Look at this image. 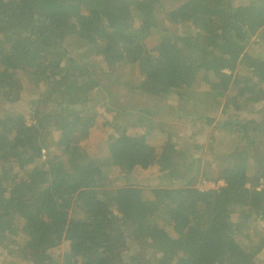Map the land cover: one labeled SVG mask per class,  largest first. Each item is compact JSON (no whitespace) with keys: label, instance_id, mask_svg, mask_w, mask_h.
I'll use <instances>...</instances> for the list:
<instances>
[{"label":"trees","instance_id":"1","mask_svg":"<svg viewBox=\"0 0 264 264\" xmlns=\"http://www.w3.org/2000/svg\"><path fill=\"white\" fill-rule=\"evenodd\" d=\"M167 1L0 0V264H264V0Z\"/></svg>","mask_w":264,"mask_h":264},{"label":"rangeland","instance_id":"2","mask_svg":"<svg viewBox=\"0 0 264 264\" xmlns=\"http://www.w3.org/2000/svg\"><path fill=\"white\" fill-rule=\"evenodd\" d=\"M150 1H155L158 4L156 6L155 2H150ZM130 4H134V6H138L140 5V8L137 9V18H139L141 21L146 22V18L144 16H147V12L150 11V9H148V6H150L152 8V11L156 16L158 15H166V13H168L167 7L168 4H176L175 2H170L168 3L167 0H145V2H130ZM153 4V5H152ZM150 25V23H149ZM153 26V29H155V26ZM157 28V27H156ZM157 30H159V28H157ZM200 46H204V41H202V43L200 44ZM246 52L248 54H251L252 56L256 57V58H262L264 59V45L262 43H260V41L258 42H250L246 48ZM149 59L150 56H148ZM143 90V94L142 95H135V92H130L127 89H125L124 87L120 86L119 84H114L112 82H108V85L105 89V91H103L102 89H95L92 90V93L89 94V100L92 101V104H94L95 100H98L99 103H101L102 108H104L105 110L110 109L111 107H113L114 105H118L117 109L118 111H123L126 109H130L131 114H133V116H128L127 118H129L132 121H138V117L140 116H144L147 112H149L148 108L150 106V101L152 100L151 94L154 91L160 92V93H169L170 96L173 95L172 91L169 89H166L165 87L156 85V84H146L142 87ZM104 92L108 94V99L103 103V97H104ZM111 101V102H110ZM24 106H19L17 105L14 106H10V104L8 102L5 101L4 98H1L0 95V110H2L3 108L5 109L6 113H14V112H20L21 110H23L27 104V101H24ZM154 103V102H153ZM130 107V108H129ZM94 106H92L91 109L94 110ZM139 109H141V114L139 112ZM125 111L124 113H122L123 115L121 116V118L125 117ZM221 113V112H220ZM221 116V115H220ZM219 116V118H220ZM27 121L30 123H32V120L29 119V117H27ZM164 129L170 130L171 132H174V130L172 129V125L170 123H165ZM205 128H201L200 130L203 132ZM208 131H204V133H207ZM176 138L178 139V136L176 134ZM181 142H179V144H181ZM41 150V157H44L46 160L55 163L52 156L53 153L50 152L49 150V146L46 142H44L43 146L40 148ZM34 165V161L30 162ZM160 184L163 186L167 185V181L166 180H161ZM204 181L200 180L198 183V187L202 188L204 185ZM209 186L206 185L205 188L207 189ZM156 196H159V194H155ZM256 226V225H255ZM258 227V229H257ZM260 231V232H259ZM254 232L256 234H261L262 235V240L264 241V224H258L256 227H254ZM64 247L66 249L70 248V244L67 243L64 245ZM1 251L0 250V262H1ZM159 257V255H158Z\"/></svg>","mask_w":264,"mask_h":264},{"label":"clouds","instance_id":"3","mask_svg":"<svg viewBox=\"0 0 264 264\" xmlns=\"http://www.w3.org/2000/svg\"><path fill=\"white\" fill-rule=\"evenodd\" d=\"M1 95V94H0ZM5 101L6 102H8L6 99H5ZM9 103V102H8ZM6 114H10V113H6ZM201 180H203L204 181V179H201ZM221 184V183H220ZM204 186L202 187V188H199L200 190H209V189H211V188H215L216 187V185L214 184V183H205V181H204V184H203ZM206 185H208L209 187L206 189L205 188V186ZM263 222V221H262ZM262 222H260V223H262ZM259 223V224H260ZM259 260H260V262L261 261H263L264 260V251L260 254V256H259Z\"/></svg>","mask_w":264,"mask_h":264}]
</instances>
